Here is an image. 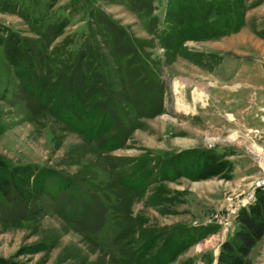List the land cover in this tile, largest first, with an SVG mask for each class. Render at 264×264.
I'll list each match as a JSON object with an SVG mask.
<instances>
[{
  "label": "rangeland",
  "instance_id": "374dc122",
  "mask_svg": "<svg viewBox=\"0 0 264 264\" xmlns=\"http://www.w3.org/2000/svg\"><path fill=\"white\" fill-rule=\"evenodd\" d=\"M88 42L107 77L83 106L109 116L91 138L36 85L89 76ZM262 179L264 0H0V264H216Z\"/></svg>",
  "mask_w": 264,
  "mask_h": 264
},
{
  "label": "trees",
  "instance_id": "16d2710c",
  "mask_svg": "<svg viewBox=\"0 0 264 264\" xmlns=\"http://www.w3.org/2000/svg\"><path fill=\"white\" fill-rule=\"evenodd\" d=\"M113 26L116 24L113 23L110 19H107ZM19 44V43H18ZM89 45V46H88ZM87 47L82 49L79 53L74 54V62L79 63L82 61L81 56H85L90 61L82 62L80 66L85 68V70L91 69L92 72L89 76L82 75L78 78L73 77L70 73L67 72L70 66L65 68L66 71L60 73L56 80L49 85L47 84V80L45 82L44 76H37L39 79L36 81V85L39 88H42L43 95L46 99H48L52 105H54L53 115L60 119L62 112L67 113V117L75 118L74 113L80 114L84 117L85 121H81V128H77L79 132L83 131L84 133L86 129L85 135L86 137L91 138V135L96 136V132H104V128L108 130L106 127V120L109 116L107 111H105L106 106L103 103H94L90 108H85L83 104L86 101V98L90 96L91 93L102 92L101 85L104 83V79L107 77L106 68H104V63L102 61L103 58H98L96 52L88 51L92 44L88 42ZM91 49V48H90ZM20 52V51H17ZM129 53V52H128ZM19 54V53H17ZM97 57V58H96ZM95 59V62H94ZM133 62V61H130ZM35 63V62H34ZM36 65V64H35ZM38 65V64H37ZM81 68V67H80ZM132 72V71H131ZM130 72V73H131ZM68 74V75H67ZM128 74V73H127ZM137 79L141 78V75H135ZM49 79V78H46ZM141 81H144L143 79ZM88 82L93 84L92 88L87 87ZM100 84V86H97ZM49 86L51 88H49ZM48 87L49 89L45 92L43 89ZM51 90V91H50ZM62 109V110H61ZM62 118V117H61ZM95 119L97 121L95 124V128L87 129L88 126H91L92 120ZM64 119V118H63ZM111 119V116H110ZM114 118L112 119V123L115 124ZM68 122V121H66ZM102 130V131H101ZM98 136V134H97ZM121 133L116 130L115 135L111 136L108 140L105 141L106 145L102 147L106 151H113L121 147V144L118 143L120 139ZM124 139V134L121 137V140ZM120 140V141H121ZM163 180H167V177L162 176ZM139 180H133L129 182L128 185H134V187L138 186ZM238 224L241 225L239 231L235 233L234 239L230 241H224L220 247L219 254L217 256L216 264H244V259L248 256L249 251L254 246V243L262 238L264 235V194L258 196L256 198V203L250 205L247 209H243L237 215ZM191 233H184L181 236V240L179 242H175L171 244V248L174 250L173 257L177 256L180 252H182L187 247L191 246L196 240L201 239V235H193L194 231H190ZM201 234V232H200ZM182 242V243H181ZM168 245H166L167 247ZM172 257V258H173ZM163 258L160 255H157L149 261V264H165L162 263ZM171 260V259H170Z\"/></svg>",
  "mask_w": 264,
  "mask_h": 264
},
{
  "label": "built area",
  "instance_id": "2783aa9c",
  "mask_svg": "<svg viewBox=\"0 0 264 264\" xmlns=\"http://www.w3.org/2000/svg\"><path fill=\"white\" fill-rule=\"evenodd\" d=\"M257 188H262L261 191L264 192V179H262L261 181H259V183L257 184ZM253 195H250L248 198L245 199V202L243 203L244 206L250 204L252 201H254Z\"/></svg>",
  "mask_w": 264,
  "mask_h": 264
},
{
  "label": "crops",
  "instance_id": "0c3cea01",
  "mask_svg": "<svg viewBox=\"0 0 264 264\" xmlns=\"http://www.w3.org/2000/svg\"><path fill=\"white\" fill-rule=\"evenodd\" d=\"M236 38L234 37V38H232L231 40H235Z\"/></svg>",
  "mask_w": 264,
  "mask_h": 264
}]
</instances>
